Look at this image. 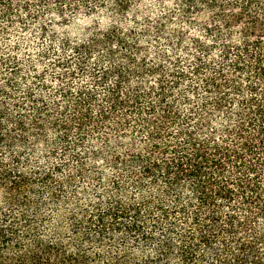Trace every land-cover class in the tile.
Masks as SVG:
<instances>
[{"label": "trees", "instance_id": "trees-1", "mask_svg": "<svg viewBox=\"0 0 264 264\" xmlns=\"http://www.w3.org/2000/svg\"><path fill=\"white\" fill-rule=\"evenodd\" d=\"M0 264H264V0H0Z\"/></svg>", "mask_w": 264, "mask_h": 264}, {"label": "rangeland", "instance_id": "rangeland-1", "mask_svg": "<svg viewBox=\"0 0 264 264\" xmlns=\"http://www.w3.org/2000/svg\"><path fill=\"white\" fill-rule=\"evenodd\" d=\"M43 15H46V12L43 13ZM48 20L52 19L51 17H47ZM74 25H72V27L70 28L71 33L74 35L76 30L80 29V28H85L87 26V22L86 21H76L75 23H73Z\"/></svg>", "mask_w": 264, "mask_h": 264}]
</instances>
